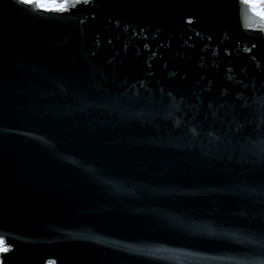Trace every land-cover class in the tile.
Listing matches in <instances>:
<instances>
[{"label":"water","instance_id":"obj_1","mask_svg":"<svg viewBox=\"0 0 264 264\" xmlns=\"http://www.w3.org/2000/svg\"><path fill=\"white\" fill-rule=\"evenodd\" d=\"M263 25L245 0H0V264H264Z\"/></svg>","mask_w":264,"mask_h":264},{"label":"snow or ice","instance_id":"obj_2","mask_svg":"<svg viewBox=\"0 0 264 264\" xmlns=\"http://www.w3.org/2000/svg\"><path fill=\"white\" fill-rule=\"evenodd\" d=\"M17 2L25 5H30L32 3H35L37 8L44 12L66 13V12H70L75 7V4L82 3L84 5H88L90 3V0H17ZM245 2L247 3L248 0H245ZM252 10L255 12L254 8ZM260 15L262 20H264V12L260 13ZM189 23H191V21H189ZM144 47L147 48L148 45L145 44ZM140 88H143L142 84L140 85ZM212 115L213 117H216L215 112H212ZM181 123H184V121L181 120ZM177 126L179 127V125ZM242 127L243 125L240 124L239 120L233 118V120L229 122L227 129L225 131L213 129L204 132L203 129H200L198 127H191L190 131L193 134V136L207 135L209 137H212L215 135L217 139L224 140L228 138L229 134H232L233 138H235V135L239 133ZM256 137H260L261 139H264V131H261L260 124L257 125V128L253 134H249L243 139L254 140ZM3 251H7V249H3Z\"/></svg>","mask_w":264,"mask_h":264},{"label":"rangeland","instance_id":"obj_3","mask_svg":"<svg viewBox=\"0 0 264 264\" xmlns=\"http://www.w3.org/2000/svg\"><path fill=\"white\" fill-rule=\"evenodd\" d=\"M248 3L251 5V8L252 9L253 8L255 9V12L256 13H259L260 14V13L264 12V0H248ZM262 27L264 28V25ZM1 246H2L1 247V250L2 249H5V246L3 245V243H2Z\"/></svg>","mask_w":264,"mask_h":264},{"label":"trees","instance_id":"obj_4","mask_svg":"<svg viewBox=\"0 0 264 264\" xmlns=\"http://www.w3.org/2000/svg\"><path fill=\"white\" fill-rule=\"evenodd\" d=\"M1 245H2V242L0 241V250H1V247H2Z\"/></svg>","mask_w":264,"mask_h":264}]
</instances>
